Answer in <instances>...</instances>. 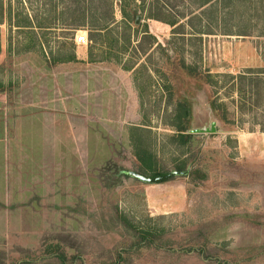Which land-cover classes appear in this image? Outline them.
<instances>
[{
  "label": "rangeland",
  "instance_id": "374dc122",
  "mask_svg": "<svg viewBox=\"0 0 264 264\" xmlns=\"http://www.w3.org/2000/svg\"><path fill=\"white\" fill-rule=\"evenodd\" d=\"M164 1L175 17L195 6L193 0ZM75 7L70 0H0V76L2 70L5 78L12 77L14 62L43 59L42 48L52 51V61L57 51L74 50L76 55L82 44L88 49L89 41L75 42L77 33L87 37ZM112 9L121 22L117 2ZM227 17L226 24L194 19L200 33L191 36L188 25L174 32L168 23L147 18L146 9L137 10L130 23L138 31L135 36L146 25L156 43L149 46L148 38H142L138 48L128 45L120 51L107 49L104 40L92 46L96 61L87 59L92 67L108 65L126 80H114L109 85L113 94L106 91L102 98L87 94V119L101 122L87 123L79 179L71 171L69 196H63L62 205L55 203L51 227L48 221V227L39 229L41 235L25 241L18 236L19 242L3 245L0 264H63L60 254L67 257L64 264H264V131L256 124L264 123V107L245 105L240 112L233 87L242 71L264 68V39L256 36L264 31V0H253L251 9ZM244 32L251 35H230ZM73 65L71 73L78 70ZM183 65L202 76L190 75ZM227 73L234 78L221 77ZM208 75L218 83H210ZM120 87L126 98L116 95ZM214 96L224 101L229 122L210 108ZM183 99L191 105L188 130L193 138L173 145L168 123ZM121 115L123 122H117ZM211 123L214 131H201ZM136 125L151 130L160 168L173 170L176 162L185 161L191 174L157 184L128 177L108 186L110 173L101 171L104 163L138 168L126 130ZM79 137L81 141V132ZM118 214L134 227L125 226ZM139 229L150 230L154 242L139 241ZM207 254L212 259L200 256Z\"/></svg>",
  "mask_w": 264,
  "mask_h": 264
},
{
  "label": "crops",
  "instance_id": "0c3cea01",
  "mask_svg": "<svg viewBox=\"0 0 264 264\" xmlns=\"http://www.w3.org/2000/svg\"><path fill=\"white\" fill-rule=\"evenodd\" d=\"M76 58L14 62L10 78L1 70L0 251L6 243L41 235L39 229L48 227V221L51 227L55 203L62 205L63 196H69L71 171L78 180L80 161L85 164L87 123L101 122L87 119V98H102L106 91L113 94L109 85L126 80L108 65L92 67L86 44L76 46ZM71 63L78 68L72 73ZM132 93L131 89L129 97ZM116 95L127 94L120 87ZM121 117L117 122H123Z\"/></svg>",
  "mask_w": 264,
  "mask_h": 264
},
{
  "label": "trees",
  "instance_id": "16d2710c",
  "mask_svg": "<svg viewBox=\"0 0 264 264\" xmlns=\"http://www.w3.org/2000/svg\"><path fill=\"white\" fill-rule=\"evenodd\" d=\"M70 1L78 5V7L73 9V11H76L80 17L78 26H82L87 29V41H89L88 59L90 61H96L92 53V46H95L98 42H102L103 40V42L107 44V49H115L119 51L127 50L128 45H131V47L135 49L138 48V46L141 45L142 38H148L146 43L149 46L156 43L155 37L148 33L146 25L141 31L139 38H137L138 36H135L138 35V31L136 27L132 29L130 23L133 20V17L137 15V10L143 11L146 9L147 18L168 23L173 26L174 32H176V28L188 25L191 29V36H194L195 34L200 33V31L195 29V24L193 23L194 19L200 21L204 18L206 19L207 24L213 21L226 24L228 21V17L227 20L225 19L226 15L228 16L238 10H249L252 8L253 3V0H193L195 6L191 7L187 13L183 12L177 14L175 17L176 14L173 15L174 13H169V10H165L164 5L166 2L164 0H97V2H95L96 0ZM115 2H117L120 8L122 15L121 22H118L113 15L112 7ZM101 4H106L107 9L99 11L98 7ZM179 17L186 18L185 23L179 22L181 20V18L177 19ZM240 34L251 35L246 32ZM256 36L264 39V31L260 32ZM132 37L136 38V44H132ZM41 52L45 56H48V53H51L52 51L48 52L42 48ZM74 60H76L74 50L65 54L57 51L56 56L53 57V61ZM184 66L187 68V72L190 75L202 76L199 75V73H196V69L192 68L190 65H183V67ZM127 67L129 69L134 68L133 65ZM208 76L210 83H218L217 81H212L213 79H211L210 75ZM226 76L231 77L232 79L234 78V76L229 73L224 74L221 77ZM212 77H214L215 80L217 75ZM234 79L233 87L235 88L238 96L237 101L239 104L237 109H239L240 112H242L245 105H248L249 109L260 106L264 107V68H248L235 76ZM215 90H217V88H215ZM209 104L210 108L219 116V118H221V120L229 122L226 115V106L224 101H222L218 96H214L209 101ZM191 114V105L188 100L183 99L177 101L168 123L174 130V132L168 136L170 141L169 143L173 145H185L192 140L193 134L188 130L192 116ZM256 124L259 126L261 131H264V123L257 122ZM129 140L132 153L135 155L138 162V168L135 169V171L147 176H155L166 172L159 167L158 157L156 155V141L151 138V130L149 128L143 126L131 127L129 130ZM174 169L179 171L187 170V164L185 161H178L175 163ZM121 170H123V168L119 167L114 162H106L101 165V171H107L110 173V175H108V179H110L108 186L110 187L119 185L122 178H128V176L124 173H120ZM189 174H191V172H189L188 175ZM101 176L104 178V175ZM118 218L125 226L134 227V225L128 221L123 214H118ZM137 235L139 241L143 240L144 242L151 243L154 242L155 239L152 232L147 229H139L136 232V236ZM197 251L200 254H204V250L202 249H197ZM200 256L203 259H212V256L208 254ZM57 257L63 264L67 260L66 255L63 254L57 255Z\"/></svg>",
  "mask_w": 264,
  "mask_h": 264
},
{
  "label": "water",
  "instance_id": "95a60500",
  "mask_svg": "<svg viewBox=\"0 0 264 264\" xmlns=\"http://www.w3.org/2000/svg\"><path fill=\"white\" fill-rule=\"evenodd\" d=\"M135 22L136 23L139 22V16L136 17ZM214 130H215L214 123H211V127L209 129H202L201 131L212 132ZM120 173H124L128 177L134 178V179L139 180L143 183L157 184V183L165 182V181H167V180H169L175 176L187 175L188 171L187 170L179 171V170L173 169V170H169V171H166L165 173L155 175V176L143 175V174H141L135 170H131V169H123L120 171Z\"/></svg>",
  "mask_w": 264,
  "mask_h": 264
},
{
  "label": "built area",
  "instance_id": "2783aa9c",
  "mask_svg": "<svg viewBox=\"0 0 264 264\" xmlns=\"http://www.w3.org/2000/svg\"><path fill=\"white\" fill-rule=\"evenodd\" d=\"M75 42L76 43H86L87 42V37H86V35L83 33H81V34H76V36H75Z\"/></svg>",
  "mask_w": 264,
  "mask_h": 264
}]
</instances>
